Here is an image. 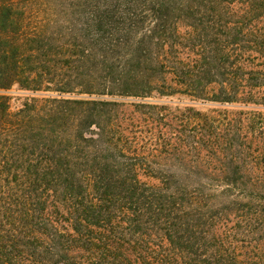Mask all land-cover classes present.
I'll list each match as a JSON object with an SVG mask.
<instances>
[{
  "label": "trees",
  "instance_id": "16d2710c",
  "mask_svg": "<svg viewBox=\"0 0 264 264\" xmlns=\"http://www.w3.org/2000/svg\"><path fill=\"white\" fill-rule=\"evenodd\" d=\"M0 264H264V0H0Z\"/></svg>",
  "mask_w": 264,
  "mask_h": 264
},
{
  "label": "rangeland",
  "instance_id": "374dc122",
  "mask_svg": "<svg viewBox=\"0 0 264 264\" xmlns=\"http://www.w3.org/2000/svg\"><path fill=\"white\" fill-rule=\"evenodd\" d=\"M36 8V7H35ZM35 8L32 9L31 14H32V21L33 20H41L42 18H46L47 14H50V11L47 10H36ZM7 96L9 97V106L10 110L15 111L19 108H21V105L25 102V100L29 97V95L23 91L18 90L16 87H13L9 92H7ZM167 101H170L171 104L174 105H185L187 101H178L176 98H171L167 99ZM197 108L199 110H206L208 106H202V105H197Z\"/></svg>",
  "mask_w": 264,
  "mask_h": 264
}]
</instances>
